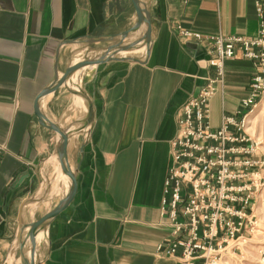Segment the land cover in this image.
Segmentation results:
<instances>
[{"label":"crops","instance_id":"crops-1","mask_svg":"<svg viewBox=\"0 0 264 264\" xmlns=\"http://www.w3.org/2000/svg\"><path fill=\"white\" fill-rule=\"evenodd\" d=\"M141 1L150 14L148 46L116 53L120 60L81 73L94 122L90 130L69 136L67 157L76 191L69 205L37 232L35 264H180L155 255L157 245L171 235L160 216L169 143L180 108L212 72L206 48L183 41L176 26L205 36L253 39L259 18L256 0ZM135 22L129 0H0V144L5 146L0 264H20L21 209V222L31 224L53 210L68 190L62 187L66 176L55 153L58 136L35 117V100L74 65L75 57L81 62L101 56ZM144 31L143 26L122 44ZM129 57L141 62L122 60ZM254 75L247 60L225 62L223 85L210 101L211 128L219 129L224 116H235ZM42 100V114L64 130L84 114L79 98L65 87ZM53 155L45 170L44 162ZM45 175L51 181L47 194ZM36 195L47 201L27 202ZM41 205L49 206L37 217ZM27 232L22 234L24 254Z\"/></svg>","mask_w":264,"mask_h":264},{"label":"built area","instance_id":"built-area-1","mask_svg":"<svg viewBox=\"0 0 264 264\" xmlns=\"http://www.w3.org/2000/svg\"><path fill=\"white\" fill-rule=\"evenodd\" d=\"M255 7L259 29L253 39L205 36L176 26L183 41L206 48L212 75L177 115L160 208L171 235L157 245L159 258H175L180 264H218L226 248L238 250L236 245L246 243L255 232L254 211L257 204L264 205V153L246 132L245 120L264 94V0H256ZM238 57L255 68L249 95L235 116H224L221 127L213 129L210 101L223 85L225 62ZM4 152L0 144V164ZM258 263L264 264L263 250Z\"/></svg>","mask_w":264,"mask_h":264},{"label":"water","instance_id":"water-1","mask_svg":"<svg viewBox=\"0 0 264 264\" xmlns=\"http://www.w3.org/2000/svg\"><path fill=\"white\" fill-rule=\"evenodd\" d=\"M134 8L135 16H136V22L133 27L130 29L122 32L119 34V41L115 44H112L111 46H107L104 49V52L99 57L94 58H88L85 57L81 62L71 65L66 68L65 72L62 74L60 78L56 77L55 80L50 84L47 88H45L37 97L34 103V115L37 118V120L48 130L54 132L58 136L57 146H56V156L59 163V167L61 170V173L65 175L68 178V190L66 194L61 198V200L58 202L57 206L47 214H45L43 217L38 219L37 221L31 223V224H23L21 222V215H22V209L19 213V222L20 227L18 230V234L16 236V242L18 245V248L20 249L19 254V261L20 264H35V252H36V242L35 237L37 232L44 228L45 225L55 216H57L62 210H64L71 200L74 197L75 191H76V181H75V170H72L69 166L68 157H67V146L69 141V136L73 134L82 133L85 129H91L93 122H94V106L92 100L89 98V96L84 92L81 84L78 88L71 89L68 86H66V82L71 78V76L86 67L89 66H97L101 65L110 61H116L120 60L115 58L116 53L120 52H129L133 49H135L138 45H145L148 46L150 42V34H151V21H150V14L147 10L146 5L141 0H129ZM145 27L144 34L141 36V38L123 45V41L127 39L131 34L137 32L141 27ZM101 42V41H99ZM122 60H128L131 62H141L138 58L135 57H129L124 58ZM65 87L68 92H70L73 96H77L80 98L85 106V112L83 116L79 119V121L76 122V124L72 125L68 129L64 130L60 128L58 125L52 123L49 121L41 112L40 109V102L42 101L45 96L57 91L59 88ZM80 152H82V149H80ZM25 229H28L27 232V241L30 242V260L29 262L25 259V254L23 252V241H22V234Z\"/></svg>","mask_w":264,"mask_h":264},{"label":"rangeland","instance_id":"rangeland-1","mask_svg":"<svg viewBox=\"0 0 264 264\" xmlns=\"http://www.w3.org/2000/svg\"><path fill=\"white\" fill-rule=\"evenodd\" d=\"M73 81L67 83L66 86H73ZM257 107L258 109L252 118V124L249 128H245V130L253 140L260 143L261 151L264 153V94L258 102ZM261 200H264V192ZM28 201H36V198L35 200H27V202ZM258 202H260V200ZM48 206L49 205L44 207L41 205L38 207L35 211L37 212V217L38 214L40 215L43 213L44 208ZM254 214L257 220L254 234L246 240V243L239 242V244L236 245L238 250H230L231 246L226 248L225 251L221 253V259L218 264H259L258 253L260 250L264 251V205L257 204ZM37 237L35 238L36 240L38 239Z\"/></svg>","mask_w":264,"mask_h":264},{"label":"bare ground","instance_id":"bare-ground-1","mask_svg":"<svg viewBox=\"0 0 264 264\" xmlns=\"http://www.w3.org/2000/svg\"><path fill=\"white\" fill-rule=\"evenodd\" d=\"M145 48H146V46H145ZM79 59H80L79 56L75 57V58H74V64L80 62ZM87 68H88V69H90V68L92 69L91 66L86 67V68H84V69H87ZM84 69L75 72V73L71 76V78L66 82V84L69 83L70 81H73V80H74V81H73V86H74V89L76 90V88H78V87L80 86V84H81V77H80V76H81V73L83 72ZM44 101H45V100H42V101H41V104H43ZM79 101H80V104H81L82 111L85 112V106H84L83 101H82L80 98H79ZM257 109H258V107L256 106V108L253 110V112H252V113L246 118V120H245V128H249V126L252 124V118H253V116L255 115ZM55 158H56V156L53 155L51 158H49L48 160H46V161L44 162V169H45V170H48L49 164H50ZM57 179H58V178H57ZM44 180H45L46 183H47V185H46V189H45V194H47V193H49L50 188H51V181L49 180V178H48L47 175L44 176ZM68 183H69L68 178L65 177L64 184H63V186H62L65 190H67V188H68ZM65 190H64V191H65ZM35 198H36V200H37V199L40 200L39 203L47 201L46 198H45V195L42 196V197H39V196L36 195ZM36 202H37V201H36ZM39 244H40V243H39ZM30 248H31V246H30V242H29V241H26V244H25V251H26V253H25V254H27L28 252L30 253Z\"/></svg>","mask_w":264,"mask_h":264}]
</instances>
